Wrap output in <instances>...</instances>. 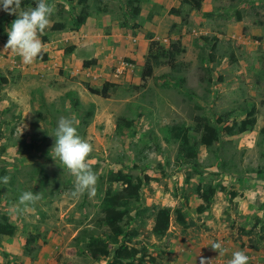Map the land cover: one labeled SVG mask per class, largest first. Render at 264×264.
Instances as JSON below:
<instances>
[{"label": "rangeland", "instance_id": "1", "mask_svg": "<svg viewBox=\"0 0 264 264\" xmlns=\"http://www.w3.org/2000/svg\"><path fill=\"white\" fill-rule=\"evenodd\" d=\"M66 1L55 0L51 17L52 26L59 23L64 29L51 26L42 36L48 43L46 61L25 65L3 50L6 42L0 40V178L10 177L8 184L0 183V214L17 228L12 237L0 236V264H106L118 255L114 245L110 257L99 262L85 252L86 244L106 236L101 201L108 186L121 189L107 181L117 172L141 186L139 209L124 221L138 232L129 244L145 247L154 259L149 264H199L200 256L228 264L237 250L248 255L249 264H264V0H138L146 18L132 17L135 4L130 7L129 0ZM86 3L91 20L74 32L73 19ZM151 14L157 16L145 22ZM94 25L104 35L99 60L107 57L83 76L77 61ZM148 34L165 49L180 42L182 52L172 67L161 59L142 84L126 64L136 59L123 50L146 43ZM105 82L111 84L105 98L84 88V83L100 88ZM249 110L256 113L253 129L228 137L224 126L239 123ZM226 116L217 125L222 136L213 145L215 154L201 146L196 171L175 163L178 143L164 141L167 127H192L198 117L213 123ZM60 117L75 120L81 137L93 145L88 162L99 178L95 196L72 195L74 177L52 151ZM119 119L130 126L123 127ZM23 123L27 128L21 133ZM190 136L196 135L190 131ZM198 183L216 190L204 213L196 212ZM24 191L42 198L25 210L18 206ZM160 207H181L186 225H178L171 214L166 234L155 238L152 218ZM27 239L31 242L25 245ZM214 241L227 251H213Z\"/></svg>", "mask_w": 264, "mask_h": 264}, {"label": "trees", "instance_id": "2", "mask_svg": "<svg viewBox=\"0 0 264 264\" xmlns=\"http://www.w3.org/2000/svg\"><path fill=\"white\" fill-rule=\"evenodd\" d=\"M36 2L37 1L35 0H22V8L26 6H35ZM138 2V0H129L127 2L130 4V7L135 4V6H132V10H129L132 17H137L140 13ZM200 2L201 0H188L185 3L199 4ZM174 12L177 13V11ZM235 15L237 19L240 20V14L238 11L235 12ZM86 18L87 6L83 4L79 9L77 16L73 19V30L77 31L79 27L84 24ZM14 19L16 18H11L7 14L0 15L1 41L7 42L8 36L6 25L12 23ZM51 28L53 31H61L64 29V26L61 24H54ZM181 50L178 42H172L170 46H168V49H164L158 42L151 40L148 44L147 55L144 59L140 73V81H142V84L152 76L154 67L160 64L161 59H167V64L172 67L175 57L182 52ZM40 59L46 61L47 55L43 54ZM95 63L94 59L84 61L82 67L88 69L91 66H94ZM84 88L91 95L105 98L108 91L111 89V84L105 82L101 88H93L88 83H84ZM74 102L76 105L78 104L76 99ZM255 115L256 113L254 110H249L239 123L233 124L231 127L224 126L223 130L228 137L250 132L255 125ZM226 118L228 117L226 116L222 119H217V121L213 123H209L208 120L198 117L195 118V125L192 127L185 126L184 124H180L179 127H167L165 130L164 141L170 142L172 139L173 142L178 143L175 154V163L180 166H189L188 171H196L199 163V148L202 146L206 150L215 154L217 147L216 149H213V145L216 142H219L222 136L217 125L222 126V121ZM118 123L123 124V127L130 126V122L124 119H119ZM190 131H193L196 136H190ZM260 134L264 136V126L261 128ZM223 165L225 166L224 163ZM258 172L260 173V171ZM190 177L191 175L188 174L186 181H189ZM145 180H149V178L145 176ZM107 181L109 184L119 183L121 189L115 191L111 186H108L105 190L101 201V222L105 227L106 236L103 240H95L86 244V256L95 262L106 260L111 254L109 250L110 246L114 245L119 247V254H114L112 259L106 262V264H149L153 262V257L147 253L145 247L136 248L129 244L133 239L138 237V232L135 229L129 230V223L124 221L125 219L130 218V212L139 209L141 186L138 183H133L129 179H126V177L119 172L110 174ZM194 193L201 201V204L196 207V212L204 213L209 210L213 202L215 188L211 187V185L202 186L198 183L195 187ZM141 213L142 212H137L136 215ZM171 214H173L174 220L178 225L182 227L186 225L185 214L182 212L181 207L173 210H171L170 207H160L157 208L153 214V225L150 231L151 235L155 238H160L166 234ZM16 229V226L9 221L7 214H0V236L12 237L15 235ZM123 240L126 241L124 245L121 246L120 244ZM29 242H31V240L27 239L25 245Z\"/></svg>", "mask_w": 264, "mask_h": 264}, {"label": "clouds", "instance_id": "3", "mask_svg": "<svg viewBox=\"0 0 264 264\" xmlns=\"http://www.w3.org/2000/svg\"><path fill=\"white\" fill-rule=\"evenodd\" d=\"M69 1L67 0L66 2ZM54 2L55 0H37L34 7L25 10L22 9V0H0V10L8 15L16 16V19L12 21L7 32L8 39L3 46V50L11 51L19 56L25 65H31L38 58H42L45 51V44H47L46 38L42 36L46 29L52 26L51 17L56 11ZM149 42L150 40L148 39V44ZM156 42L159 43V40H156ZM126 64L132 68L134 67L133 63ZM120 69L122 70L124 68L122 66L118 67L116 74H121L119 73ZM139 72L141 73V71ZM140 73L138 74L140 75ZM26 128L27 125L23 123L21 133ZM54 137L55 143L52 151H54L55 157L60 160L68 173L74 177L72 195L74 197H81L85 194L90 197L95 196L99 178L88 162L94 150L93 145L81 137L78 132L77 122L71 118H59L57 127L54 130ZM9 182V176L0 178V183L6 185ZM41 198L38 192L24 191L19 197L18 206H22L26 210L34 206ZM210 246L213 251L218 252L220 255L227 251L223 247L222 242L219 241L212 242ZM212 261V259L205 256H200L199 258V264H212ZM228 264H249V257L244 251L237 250L232 253Z\"/></svg>", "mask_w": 264, "mask_h": 264}, {"label": "crops", "instance_id": "4", "mask_svg": "<svg viewBox=\"0 0 264 264\" xmlns=\"http://www.w3.org/2000/svg\"><path fill=\"white\" fill-rule=\"evenodd\" d=\"M184 3V1H183ZM185 4V3H184ZM87 6V18L84 22V25L85 26V23L87 24V22H89L91 19L88 18L89 16V5L86 3L85 4ZM140 7H142V5H140ZM150 7H152V5H150ZM80 9V8H79ZM143 8H140V13L138 16H140V18H146V15L144 16L143 14V11H142ZM79 11V10H78ZM97 13V12H96ZM100 15L99 17V21L103 22L102 20V17H101V12L98 13ZM160 15L162 16V11L160 12ZM107 21H110V19L108 18L107 15H103ZM137 16V17H138ZM157 16V15H156ZM155 15L151 14V17H150V20H146L145 22H149V21H152L155 17ZM136 18V17H135ZM112 21V19H111ZM82 26V25H81ZM80 28V27H79ZM82 29V28H81ZM80 29V32L82 33V30ZM79 31V29L77 30ZM77 31H74V32H77ZM113 31V30H112ZM111 31V33H112ZM100 32H103L102 30ZM99 32V28H98V25H94L91 29V33L90 34H85V37H88L90 40H89V43L84 45V49L85 51L80 53L81 56L79 57V60L78 58L75 59V60H78L77 62L80 63L81 65V68L84 69L82 67V63L84 61H87V60H90V59H94L95 60V64H94V67L96 66V68H98L99 65H102L101 63L105 61V57H107L106 55H104V57H101L102 59V62L101 60H99V57L101 55H99V52H98V46L101 44L100 42H102V40H99L100 38H103L104 35L103 34H100ZM158 35H161V34H158ZM116 36V35H114ZM155 36V35H154ZM154 36L152 37V34H148L147 35V38L151 41H156V40H159L158 38L155 40L153 39ZM146 40V43L148 44V40ZM114 41V46H117L118 42L113 40ZM146 43L143 41L142 43L138 44L137 46H133L131 49H124L123 50V47L124 45H121L119 44L118 47H120L121 49L120 50H123V52H128V55L131 57V59H136V63L134 64V68L136 70L137 73H140L139 71H141V66L143 65V62H144V59H145V56L147 54V49H148V45H146ZM93 45V46H92ZM97 45V46H96ZM108 46H112V43H109ZM45 47H48V43L45 44ZM94 47V48H93ZM136 47V48H134ZM100 48L102 50H107L108 47L107 46H104V48H102L100 46ZM92 49H94V52H92ZM109 50H111V48L109 47ZM133 51H135V53H133ZM48 53V52H47ZM74 55V54H73ZM84 56V57H82ZM108 56H111V55H108ZM103 66V65H102ZM92 67V66H91ZM93 68V67H92ZM92 68H88V69H84L85 72H83V76H88L89 75V71H91ZM139 75V74H138ZM138 77V76H137ZM91 86V85H90ZM92 87V86H91ZM95 88V87H93ZM94 96V95H93ZM97 97V96H96Z\"/></svg>", "mask_w": 264, "mask_h": 264}]
</instances>
